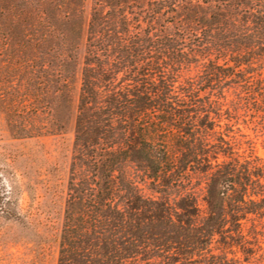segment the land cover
Returning <instances> with one entry per match:
<instances>
[{"label": "trees", "instance_id": "16d2710c", "mask_svg": "<svg viewBox=\"0 0 264 264\" xmlns=\"http://www.w3.org/2000/svg\"><path fill=\"white\" fill-rule=\"evenodd\" d=\"M262 53L264 0H0L9 137L73 127L56 264H197L213 246L208 264L254 255L244 227L264 218V196L205 136L218 114L180 104L198 86L239 84ZM0 195L5 220L25 224Z\"/></svg>", "mask_w": 264, "mask_h": 264}, {"label": "rangeland", "instance_id": "374dc122", "mask_svg": "<svg viewBox=\"0 0 264 264\" xmlns=\"http://www.w3.org/2000/svg\"><path fill=\"white\" fill-rule=\"evenodd\" d=\"M89 6L88 2L87 13ZM252 63L253 68L239 84L234 80L222 87L218 83L198 86L193 94L196 98L180 105L218 114L215 133L205 136L212 143L215 139L222 140L221 149L237 161L235 166L251 175L250 193L261 197L264 196V58ZM193 75L191 71L187 76L192 78ZM3 120L0 116V193L4 198L2 202H11L25 224L5 220L6 208H0V264H56L55 238L66 198L73 127L61 135L13 140ZM224 161L232 162L220 154L217 163ZM204 178L195 176L188 184L199 200L205 194ZM247 229L251 233L254 255L244 261L240 253H236L235 258L229 253L224 258L225 263L238 258L242 264H264V218L255 226L248 223L244 233ZM213 248L201 252L196 263L206 264L209 256L219 254ZM210 264H214V260H210Z\"/></svg>", "mask_w": 264, "mask_h": 264}]
</instances>
